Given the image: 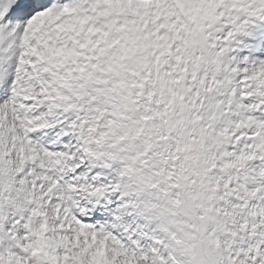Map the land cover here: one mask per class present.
I'll return each instance as SVG.
<instances>
[{
	"label": "snow or ice",
	"instance_id": "snow-or-ice-1",
	"mask_svg": "<svg viewBox=\"0 0 264 264\" xmlns=\"http://www.w3.org/2000/svg\"><path fill=\"white\" fill-rule=\"evenodd\" d=\"M0 264H264V0H0Z\"/></svg>",
	"mask_w": 264,
	"mask_h": 264
}]
</instances>
